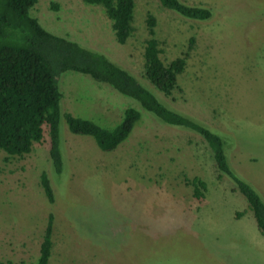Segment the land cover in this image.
Listing matches in <instances>:
<instances>
[{
    "label": "rangeland",
    "instance_id": "obj_1",
    "mask_svg": "<svg viewBox=\"0 0 264 264\" xmlns=\"http://www.w3.org/2000/svg\"><path fill=\"white\" fill-rule=\"evenodd\" d=\"M180 1L205 6L213 16L187 20L157 0H134L124 44L116 42L101 8L82 0H37L29 14L45 31L105 55L168 107L219 133L231 168L264 202V0ZM147 16L155 20L161 62L185 59L169 97L142 76ZM58 86L61 110L73 117L110 129L132 107L140 121L110 152L90 137L70 134L61 121L59 177L45 131L21 158L0 151V264L35 263L48 215V264H264V237L197 135L160 123L87 76L63 73ZM192 178L205 185L198 200L185 181Z\"/></svg>",
    "mask_w": 264,
    "mask_h": 264
},
{
    "label": "trees",
    "instance_id": "obj_2",
    "mask_svg": "<svg viewBox=\"0 0 264 264\" xmlns=\"http://www.w3.org/2000/svg\"><path fill=\"white\" fill-rule=\"evenodd\" d=\"M37 0H0V151L8 157L27 155L33 144L47 134L48 159L53 173L59 177L63 168L61 121L72 135L90 137L102 152L117 148L140 121V113L132 107L122 111L120 120L107 129L61 110L58 79L72 72L109 86L119 95L134 101L144 112L160 123L197 135L206 144L219 176L226 178L244 199L255 228L264 237V202L259 193L230 166L228 144L216 131L179 113L159 100L155 94L126 70L105 55L76 42L45 31L29 14ZM175 15L192 21L207 22L212 11L201 5H187L180 0H157ZM98 6L111 22L118 44H124L132 33L134 0H82ZM147 39L142 51V76L163 97L177 88V77L185 68L182 57L163 64L154 38L155 20L145 19ZM192 196L200 199L205 185L197 178L185 180ZM39 184L48 203L53 194L44 173ZM52 217L47 216L34 264H48L51 251Z\"/></svg>",
    "mask_w": 264,
    "mask_h": 264
}]
</instances>
